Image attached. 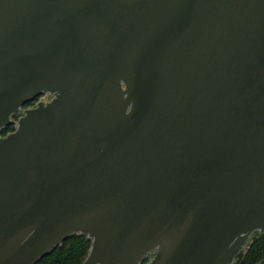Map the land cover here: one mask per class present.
<instances>
[{
	"label": "water",
	"instance_id": "1",
	"mask_svg": "<svg viewBox=\"0 0 264 264\" xmlns=\"http://www.w3.org/2000/svg\"><path fill=\"white\" fill-rule=\"evenodd\" d=\"M12 123L0 264L76 233L82 264H232L264 232V0H0Z\"/></svg>",
	"mask_w": 264,
	"mask_h": 264
},
{
	"label": "trees",
	"instance_id": "2",
	"mask_svg": "<svg viewBox=\"0 0 264 264\" xmlns=\"http://www.w3.org/2000/svg\"><path fill=\"white\" fill-rule=\"evenodd\" d=\"M33 99L28 100L26 105H34ZM24 106V107H25ZM15 119L18 116H14ZM15 125L3 128L0 135H5L7 132L14 130ZM91 240L87 239L86 235L74 234L71 235L62 245L57 246L48 255L38 259L35 264H82L87 255ZM264 232L255 237L243 252L237 264H256L264 262ZM146 258L143 259V262Z\"/></svg>",
	"mask_w": 264,
	"mask_h": 264
},
{
	"label": "flooded vegetation",
	"instance_id": "3",
	"mask_svg": "<svg viewBox=\"0 0 264 264\" xmlns=\"http://www.w3.org/2000/svg\"><path fill=\"white\" fill-rule=\"evenodd\" d=\"M45 94H46V93H45ZM45 94L35 97V98L33 99L32 102H35V103H36V102H37L39 99H41ZM29 106H31V105H26L24 108L29 107ZM32 106H33V105H32Z\"/></svg>",
	"mask_w": 264,
	"mask_h": 264
},
{
	"label": "rangeland",
	"instance_id": "4",
	"mask_svg": "<svg viewBox=\"0 0 264 264\" xmlns=\"http://www.w3.org/2000/svg\"><path fill=\"white\" fill-rule=\"evenodd\" d=\"M34 103H35V102H34ZM15 116H16V115H15ZM14 118H15V117H14ZM76 234H77V233H76ZM81 235H82V234H81ZM87 239H88V237H87ZM247 248H248V247H247ZM247 248H246V250H247ZM246 250H245V251H246ZM245 251H244V252H245ZM238 259H239V257L236 258V260H235L232 264H237ZM263 260H264V259H263ZM260 263H261V262H260Z\"/></svg>",
	"mask_w": 264,
	"mask_h": 264
}]
</instances>
